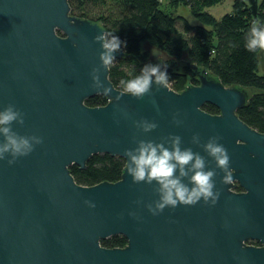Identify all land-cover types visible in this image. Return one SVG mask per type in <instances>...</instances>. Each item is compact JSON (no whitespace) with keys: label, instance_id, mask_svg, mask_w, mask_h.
Segmentation results:
<instances>
[{"label":"water","instance_id":"95a60500","mask_svg":"<svg viewBox=\"0 0 264 264\" xmlns=\"http://www.w3.org/2000/svg\"><path fill=\"white\" fill-rule=\"evenodd\" d=\"M245 1L256 18L258 0ZM102 33L100 23L70 13L69 0H0V110L13 104L24 123L13 122L12 129L43 139L11 165L10 157L0 160V264H264V131L236 112L246 91L187 61L198 83L179 91L166 82L153 84L141 99L115 87L109 67H101L100 79L111 89L105 94L90 87L102 51L94 37ZM96 94L106 102L85 103ZM204 103L218 112L204 110ZM174 116L182 123L174 124ZM142 118L158 127L141 132L133 122ZM195 133L201 145L212 135L221 137L231 183H222L216 169L220 196L214 206L200 201L153 216L144 205L158 199L157 185L132 182L124 150L136 146L134 138L160 142L179 135L182 148H192L215 168L203 148L191 143ZM97 153L124 158L120 177L77 183L69 166L84 168ZM115 234L125 236L123 246L100 243ZM254 239L260 245L249 243Z\"/></svg>","mask_w":264,"mask_h":264},{"label":"trees","instance_id":"16d2710c","mask_svg":"<svg viewBox=\"0 0 264 264\" xmlns=\"http://www.w3.org/2000/svg\"><path fill=\"white\" fill-rule=\"evenodd\" d=\"M222 0H169L172 7L186 4L199 23L190 24L185 17L163 10L160 0H69L70 13L96 21L105 33L122 41L121 57L109 65L108 77L113 85L125 90L124 83L141 74L149 58L148 48L142 42L163 51L168 58L165 64L166 83L175 90L198 83L194 69L186 62L205 68L225 85H237L247 93L244 105L237 109L238 116L253 128L264 131V66L259 54L264 50H248L247 37L254 21L264 24V0H258L257 17L252 15L245 0H232L231 11L216 18L205 7ZM182 21L185 34L177 30ZM106 98L96 94L85 99L88 105H102ZM202 108L210 113L218 112L215 105L204 103ZM125 160L119 155L93 154L84 168L69 166L74 180L91 185L102 180L114 181L120 177ZM237 190L241 188L236 187ZM106 247L123 246L122 234L100 240Z\"/></svg>","mask_w":264,"mask_h":264},{"label":"clouds","instance_id":"9594fccd","mask_svg":"<svg viewBox=\"0 0 264 264\" xmlns=\"http://www.w3.org/2000/svg\"><path fill=\"white\" fill-rule=\"evenodd\" d=\"M99 42L102 51L99 54L100 66L93 67L90 72L93 89L102 90L110 94L111 89L104 86L100 79V68H106L115 60L114 52L119 51L122 41L110 33H102L94 37ZM246 47L248 50H264V24L254 21L250 27ZM168 79L167 72L160 65H145L141 74L124 83L125 91L132 97L141 99L150 93L153 84L161 87ZM13 122L23 125L24 114L13 104H9L0 110V160L6 157L9 165L15 163L18 157L30 154L36 145L43 143L38 135H19L12 129ZM134 126L143 133L155 130L158 125L154 121L140 119L134 121ZM173 123L179 125L181 120L173 117ZM219 135L210 136L205 143L200 144L198 133L193 134L191 143L201 146L203 151L215 164V168L207 167V160L190 147H181L182 138L179 135L162 137L160 142L152 140H135L136 146L124 150L127 157V173L133 183H145L157 185L154 191L158 199L147 203L144 207L153 216L160 214L165 208H175L178 205L192 206L200 201L209 206H214L220 196L215 187L216 169L223 173L222 183H231L232 175L230 157L227 149L218 141ZM187 180V183H185ZM88 207H95L90 201L84 202ZM140 204L141 201H136ZM135 216L134 212H129Z\"/></svg>","mask_w":264,"mask_h":264},{"label":"rangeland","instance_id":"374dc122","mask_svg":"<svg viewBox=\"0 0 264 264\" xmlns=\"http://www.w3.org/2000/svg\"><path fill=\"white\" fill-rule=\"evenodd\" d=\"M160 7L168 12H172L173 14H178L182 15L187 19V21L194 25L199 23L198 19H196L190 12L188 5L186 4H180L177 7H172L169 4V0H160ZM232 7V0H222L219 3L210 5L205 7V10L209 11L212 15H214L216 18H220L224 13H228L231 11ZM177 30L180 31L182 34H185L184 27L182 25V21L178 20L176 23ZM142 47L143 48H148L149 50V58L147 60V65L152 64L156 65L161 63L162 59L168 58V56L161 50L157 49L154 46L144 44L142 42ZM259 59H260V65L261 67L264 66V53L260 52L259 54Z\"/></svg>","mask_w":264,"mask_h":264},{"label":"flooded vegetation","instance_id":"af4514ba","mask_svg":"<svg viewBox=\"0 0 264 264\" xmlns=\"http://www.w3.org/2000/svg\"><path fill=\"white\" fill-rule=\"evenodd\" d=\"M165 60H166V58L162 59V61H161V63H159V65L165 64ZM249 243L254 244V245H260V242L258 240H255V239L254 240H250Z\"/></svg>","mask_w":264,"mask_h":264}]
</instances>
